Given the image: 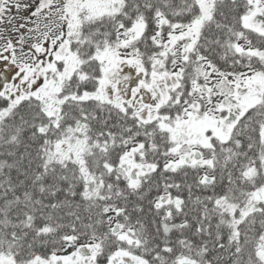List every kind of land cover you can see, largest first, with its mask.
Segmentation results:
<instances>
[{
    "label": "snow or ice",
    "instance_id": "6c2138e0",
    "mask_svg": "<svg viewBox=\"0 0 264 264\" xmlns=\"http://www.w3.org/2000/svg\"><path fill=\"white\" fill-rule=\"evenodd\" d=\"M0 25V264H264V0H0Z\"/></svg>",
    "mask_w": 264,
    "mask_h": 264
},
{
    "label": "rangeland",
    "instance_id": "374dc122",
    "mask_svg": "<svg viewBox=\"0 0 264 264\" xmlns=\"http://www.w3.org/2000/svg\"><path fill=\"white\" fill-rule=\"evenodd\" d=\"M24 15H27V13H24ZM32 19H35V18H32ZM20 22H23V21H20ZM32 26L33 25L31 23L28 24V27H32ZM3 27H4L3 25H0V28H3ZM21 32H25L26 33V29H21ZM18 36H19V34L16 33V32H13L11 30V26H9V29H8V37H10L15 42L16 40H18ZM4 42H5L4 39H0V46H2L4 44ZM28 43L29 42L26 41V43L23 46H21L19 44H16L17 46H20L19 49H16L17 50V53L19 54V52L21 51V48L24 49L25 47H27L28 46ZM4 55H6V53H4ZM2 62L3 61L0 60V63H2Z\"/></svg>",
    "mask_w": 264,
    "mask_h": 264
},
{
    "label": "trees",
    "instance_id": "16d2710c",
    "mask_svg": "<svg viewBox=\"0 0 264 264\" xmlns=\"http://www.w3.org/2000/svg\"><path fill=\"white\" fill-rule=\"evenodd\" d=\"M15 46H16V49H19L20 48V46H17V45H15ZM23 50L27 51L28 50V46L25 47ZM6 55H9V54L6 53ZM2 63H4V62H2ZM2 63H0V65H3Z\"/></svg>",
    "mask_w": 264,
    "mask_h": 264
}]
</instances>
